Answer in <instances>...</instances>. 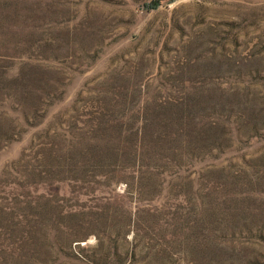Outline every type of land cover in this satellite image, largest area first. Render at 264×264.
I'll return each mask as SVG.
<instances>
[{
    "label": "rangeland",
    "instance_id": "374dc122",
    "mask_svg": "<svg viewBox=\"0 0 264 264\" xmlns=\"http://www.w3.org/2000/svg\"><path fill=\"white\" fill-rule=\"evenodd\" d=\"M0 264H264V0H0Z\"/></svg>",
    "mask_w": 264,
    "mask_h": 264
}]
</instances>
